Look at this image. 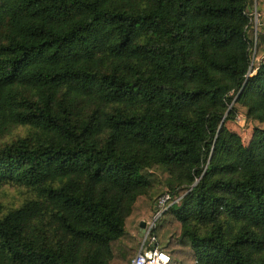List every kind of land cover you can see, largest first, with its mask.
<instances>
[{
  "label": "trees",
  "instance_id": "trees-1",
  "mask_svg": "<svg viewBox=\"0 0 264 264\" xmlns=\"http://www.w3.org/2000/svg\"><path fill=\"white\" fill-rule=\"evenodd\" d=\"M263 14L0 0V264H132L165 194L170 264H264Z\"/></svg>",
  "mask_w": 264,
  "mask_h": 264
},
{
  "label": "built area",
  "instance_id": "built-area-1",
  "mask_svg": "<svg viewBox=\"0 0 264 264\" xmlns=\"http://www.w3.org/2000/svg\"><path fill=\"white\" fill-rule=\"evenodd\" d=\"M255 28H258L259 24V12L255 10ZM264 18V14H263ZM242 117L238 118V122ZM243 120V119H242ZM170 194L163 195L157 202V212L154 218L146 222V228L144 236L142 237V245L138 254L132 260V264H170L171 256L163 251L158 246V239L156 235L152 234L153 229L156 227L157 220L173 203Z\"/></svg>",
  "mask_w": 264,
  "mask_h": 264
},
{
  "label": "rangeland",
  "instance_id": "rangeland-1",
  "mask_svg": "<svg viewBox=\"0 0 264 264\" xmlns=\"http://www.w3.org/2000/svg\"><path fill=\"white\" fill-rule=\"evenodd\" d=\"M255 10H257L256 8L255 9H253V13L255 12ZM258 11V10H257ZM259 12V11H258ZM253 21H254V23H255V15H254V19H253ZM254 57H255V55H254ZM253 57V58H254ZM243 119V118H242ZM240 120L239 122H238V124H237V126H234V128L235 129H237V130H239L240 132H242V133H244L242 130H241V128L244 126L243 124H244V120ZM21 132H23V129L22 128H15V129H12L11 130V133L9 134V133H6V134H3L2 136H1V139L2 140H10L11 138H13V137H15L16 135H18V134H20ZM19 191H20V188L18 189V188H16V187H13V188H10L9 190H8V195L9 196H13V195H19ZM140 228V227H139ZM140 231V230H139ZM138 232V231H137ZM136 232V233H137ZM136 237H137V235H136ZM123 264V263H122ZM124 264H126V263H124Z\"/></svg>",
  "mask_w": 264,
  "mask_h": 264
},
{
  "label": "water",
  "instance_id": "water-1",
  "mask_svg": "<svg viewBox=\"0 0 264 264\" xmlns=\"http://www.w3.org/2000/svg\"><path fill=\"white\" fill-rule=\"evenodd\" d=\"M145 228H146V222L142 221L140 224V236L143 237L144 236V232H145Z\"/></svg>",
  "mask_w": 264,
  "mask_h": 264
},
{
  "label": "crops",
  "instance_id": "crops-1",
  "mask_svg": "<svg viewBox=\"0 0 264 264\" xmlns=\"http://www.w3.org/2000/svg\"><path fill=\"white\" fill-rule=\"evenodd\" d=\"M139 230H141L140 228H139ZM140 235V234H139ZM141 237V236H140Z\"/></svg>",
  "mask_w": 264,
  "mask_h": 264
}]
</instances>
